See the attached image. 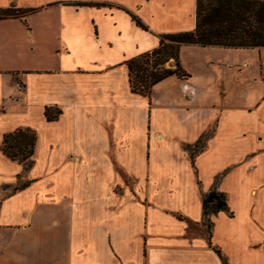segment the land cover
<instances>
[{
  "label": "crops",
  "instance_id": "1",
  "mask_svg": "<svg viewBox=\"0 0 264 264\" xmlns=\"http://www.w3.org/2000/svg\"><path fill=\"white\" fill-rule=\"evenodd\" d=\"M165 1L0 2L25 10L0 18V142L36 135L0 150V264H264V47L181 45L187 78L132 92L127 61L195 26Z\"/></svg>",
  "mask_w": 264,
  "mask_h": 264
},
{
  "label": "trees",
  "instance_id": "2",
  "mask_svg": "<svg viewBox=\"0 0 264 264\" xmlns=\"http://www.w3.org/2000/svg\"><path fill=\"white\" fill-rule=\"evenodd\" d=\"M24 11L12 6L1 8L0 18L19 16ZM131 17L137 26L148 29L137 15L131 13ZM186 44L264 47V0H195L193 29L159 34L158 46L127 61L131 91L149 95L154 84L169 76L187 78L189 74L179 61L180 47ZM58 112L46 108V118L52 120ZM35 140L33 130L17 129L3 136L0 150L7 157L26 163L32 155ZM202 210L206 217L229 211L226 193L216 188L204 193Z\"/></svg>",
  "mask_w": 264,
  "mask_h": 264
},
{
  "label": "rangeland",
  "instance_id": "3",
  "mask_svg": "<svg viewBox=\"0 0 264 264\" xmlns=\"http://www.w3.org/2000/svg\"><path fill=\"white\" fill-rule=\"evenodd\" d=\"M169 1L170 5H178V3H180L182 10L186 13L187 18L191 17L194 13V0H167V3ZM0 2H3V0H0ZM153 4L158 6L159 9H162L164 6V3L166 2L165 0H152ZM168 65V63H167ZM264 80V77H262ZM203 146V144L201 145H197L196 149H199Z\"/></svg>",
  "mask_w": 264,
  "mask_h": 264
}]
</instances>
